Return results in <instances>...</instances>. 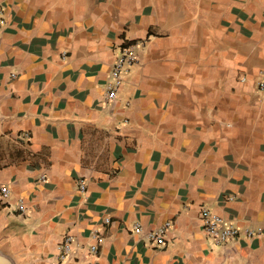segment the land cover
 Wrapping results in <instances>:
<instances>
[{
    "label": "crops",
    "instance_id": "crops-1",
    "mask_svg": "<svg viewBox=\"0 0 264 264\" xmlns=\"http://www.w3.org/2000/svg\"><path fill=\"white\" fill-rule=\"evenodd\" d=\"M127 45L138 62L109 100ZM260 80L264 0H0V251L15 264H264ZM203 208L261 232L217 244ZM167 221L160 245L149 233Z\"/></svg>",
    "mask_w": 264,
    "mask_h": 264
},
{
    "label": "built area",
    "instance_id": "built-area-1",
    "mask_svg": "<svg viewBox=\"0 0 264 264\" xmlns=\"http://www.w3.org/2000/svg\"><path fill=\"white\" fill-rule=\"evenodd\" d=\"M3 22V21H2ZM138 62V55L134 45H127L123 48L117 59L115 60L111 77L112 80L106 86V96L109 100H114L121 87L124 83L125 72L129 67ZM259 88L264 90V81H259ZM86 185L84 182L81 184V189H85ZM0 192L3 197H8L10 195V189L7 186H1ZM22 210H24L23 200L19 199ZM202 215V228L204 232L217 244H224L231 241L234 238L241 236L242 234L247 237L253 236L261 230H254L251 227H240L231 223H227L225 219L211 210L210 208H203L201 211ZM171 227V222L167 221L159 226L157 229L149 233L150 238H153L158 244H163L165 242L166 233ZM135 230L141 231L142 226L140 224L135 225ZM103 241V237L100 235L98 230L93 231V242L88 245L89 254H98L99 245ZM76 243L72 235L66 236L59 244L60 256L63 260H66L71 254L75 252Z\"/></svg>",
    "mask_w": 264,
    "mask_h": 264
},
{
    "label": "water",
    "instance_id": "water-1",
    "mask_svg": "<svg viewBox=\"0 0 264 264\" xmlns=\"http://www.w3.org/2000/svg\"><path fill=\"white\" fill-rule=\"evenodd\" d=\"M0 264H15L14 261L0 251Z\"/></svg>",
    "mask_w": 264,
    "mask_h": 264
},
{
    "label": "rangeland",
    "instance_id": "rangeland-1",
    "mask_svg": "<svg viewBox=\"0 0 264 264\" xmlns=\"http://www.w3.org/2000/svg\"><path fill=\"white\" fill-rule=\"evenodd\" d=\"M257 86H258V88H259V81L257 82ZM262 90V89H261Z\"/></svg>",
    "mask_w": 264,
    "mask_h": 264
}]
</instances>
